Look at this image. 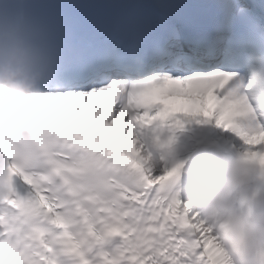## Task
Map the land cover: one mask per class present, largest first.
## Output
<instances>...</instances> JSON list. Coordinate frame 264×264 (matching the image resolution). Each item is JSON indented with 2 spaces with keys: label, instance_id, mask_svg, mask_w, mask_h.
Listing matches in <instances>:
<instances>
[{
  "label": "snow or ice",
  "instance_id": "snow-or-ice-1",
  "mask_svg": "<svg viewBox=\"0 0 264 264\" xmlns=\"http://www.w3.org/2000/svg\"><path fill=\"white\" fill-rule=\"evenodd\" d=\"M170 7L0 0V58L22 55L36 78L29 91L0 85V264H95L94 244L117 236L123 245L100 264H228L174 190L184 162L157 174L136 136L157 121L213 124L264 172V114L241 91L264 68V0L221 5L217 36L157 11ZM108 8L121 11L98 23Z\"/></svg>",
  "mask_w": 264,
  "mask_h": 264
},
{
  "label": "clouds",
  "instance_id": "clouds-1",
  "mask_svg": "<svg viewBox=\"0 0 264 264\" xmlns=\"http://www.w3.org/2000/svg\"><path fill=\"white\" fill-rule=\"evenodd\" d=\"M0 85L21 91L36 86V78L22 55L0 58ZM241 91L254 111L264 114V68L258 66L251 71ZM16 147L23 156L25 142ZM258 170L264 174L242 157L223 156L215 171L181 190L186 192L185 201L199 210L202 221L225 252L228 264H264V210L255 202V194L249 195Z\"/></svg>",
  "mask_w": 264,
  "mask_h": 264
},
{
  "label": "bare ground",
  "instance_id": "bare-ground-1",
  "mask_svg": "<svg viewBox=\"0 0 264 264\" xmlns=\"http://www.w3.org/2000/svg\"><path fill=\"white\" fill-rule=\"evenodd\" d=\"M114 113H115V109H114ZM123 120H124V118H122ZM74 121H76V120H74ZM125 121V120H124ZM259 138V137H258ZM258 138H256V143L258 142ZM136 139H137V137H136ZM264 140V139H263ZM170 141V142H169ZM262 141V140H261ZM168 143H169V146L171 147V154H173V155H177L178 153H179V150H178V148L177 147H175V144H174V142L172 141V140H168L167 141Z\"/></svg>",
  "mask_w": 264,
  "mask_h": 264
}]
</instances>
